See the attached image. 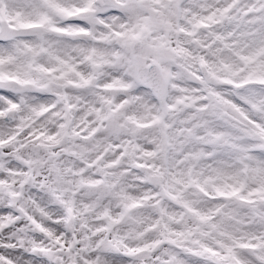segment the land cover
Returning a JSON list of instances; mask_svg holds the SVG:
<instances>
[{"label": "snow or ice", "instance_id": "1", "mask_svg": "<svg viewBox=\"0 0 264 264\" xmlns=\"http://www.w3.org/2000/svg\"><path fill=\"white\" fill-rule=\"evenodd\" d=\"M0 264H264V0H0Z\"/></svg>", "mask_w": 264, "mask_h": 264}]
</instances>
